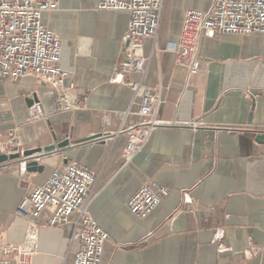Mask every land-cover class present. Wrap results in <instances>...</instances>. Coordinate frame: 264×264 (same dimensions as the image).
<instances>
[{"label":"crops","instance_id":"crops-1","mask_svg":"<svg viewBox=\"0 0 264 264\" xmlns=\"http://www.w3.org/2000/svg\"><path fill=\"white\" fill-rule=\"evenodd\" d=\"M99 0H61L43 16L62 41L66 88L78 110L56 112L62 94L50 80L27 77L0 81L1 152L10 154V135L23 149L69 139L70 147L40 158L43 172L25 163L0 165V247L19 246L35 232L40 251L33 264H74V222L53 228L51 214L26 220L16 214L51 174L78 162L97 175L90 216L110 235L102 264H264V34L204 36L200 72L188 76L168 44L179 39L187 9L208 10L213 0H165L157 43L144 41L145 76L117 70L126 44L128 14L98 10ZM117 80L115 79L116 76ZM160 89V121L142 152L125 161L127 136L118 135L115 115L131 108L132 81ZM36 96L40 119L27 103ZM140 120L129 116L124 126ZM101 134L100 141L83 139ZM169 196L146 219L128 202L147 182ZM6 257L0 252V262Z\"/></svg>","mask_w":264,"mask_h":264},{"label":"built area","instance_id":"built-area-1","mask_svg":"<svg viewBox=\"0 0 264 264\" xmlns=\"http://www.w3.org/2000/svg\"><path fill=\"white\" fill-rule=\"evenodd\" d=\"M61 0H0V81L12 82L27 77L50 80L62 91L54 102L56 112L78 110L82 102L66 88L69 72L62 69V41L43 23V16L59 8ZM165 0H99L98 10L128 14V25L123 42L126 44L117 70L145 76L149 58L144 41L153 39L156 47ZM264 34V0H213L208 10L187 9L182 30L175 43L167 50L174 53L175 63L184 66L188 76L200 72L199 44L202 37L222 35L250 36ZM116 76V80L117 77ZM133 92L131 108L117 112L122 126L118 135H126L125 161L130 162L143 151L154 130L160 126L157 114L165 99L160 89L143 80L129 84ZM41 109L33 107L31 118L42 117ZM129 116L140 118L129 127L124 126ZM21 141L10 135L9 153H24ZM97 175L78 162H70L54 171L30 196L19 203L16 214L26 220L37 219L43 212L51 214L49 225L57 228L74 222L73 240L78 243L74 264H102L105 245L110 235L89 214ZM169 196V190L153 181L145 183L128 202V209L138 219L149 217ZM40 245L31 232L19 246L0 247L6 260L0 264H33Z\"/></svg>","mask_w":264,"mask_h":264},{"label":"water","instance_id":"water-1","mask_svg":"<svg viewBox=\"0 0 264 264\" xmlns=\"http://www.w3.org/2000/svg\"><path fill=\"white\" fill-rule=\"evenodd\" d=\"M27 103L30 107H32L36 103H39V100L36 96H33L32 99H29L27 101ZM104 138H105L104 136L98 134L81 140L79 144L91 142V141H100L103 140ZM258 140L264 143L263 133L258 134ZM70 144H71L70 140L67 139L57 143L56 145L52 144L44 148L26 150L22 155L20 153H10V154L2 153L1 144H0V165L5 164L9 161H17L19 163H25V166L29 172H43L45 170V166L43 164H40L39 162L40 158L46 155H50L53 152L62 151L63 149L70 147Z\"/></svg>","mask_w":264,"mask_h":264}]
</instances>
